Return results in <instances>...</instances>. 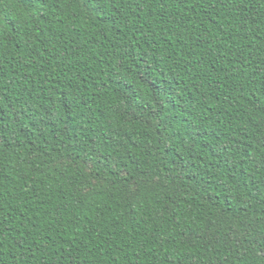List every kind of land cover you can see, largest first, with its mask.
<instances>
[{
  "label": "trees",
  "instance_id": "obj_1",
  "mask_svg": "<svg viewBox=\"0 0 264 264\" xmlns=\"http://www.w3.org/2000/svg\"><path fill=\"white\" fill-rule=\"evenodd\" d=\"M0 21V264H264V0Z\"/></svg>",
  "mask_w": 264,
  "mask_h": 264
},
{
  "label": "snow or ice",
  "instance_id": "obj_2",
  "mask_svg": "<svg viewBox=\"0 0 264 264\" xmlns=\"http://www.w3.org/2000/svg\"><path fill=\"white\" fill-rule=\"evenodd\" d=\"M0 2H3V0H0ZM0 23H2V21H0ZM2 35H3V33L0 32V36H2ZM262 199H264V197H262ZM262 239H264V238H262ZM261 255H264V249H261Z\"/></svg>",
  "mask_w": 264,
  "mask_h": 264
}]
</instances>
